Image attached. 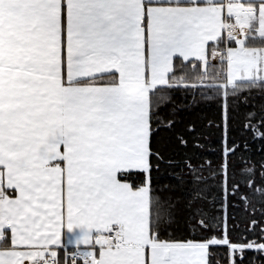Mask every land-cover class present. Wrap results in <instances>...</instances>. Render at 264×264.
<instances>
[{
    "label": "snow or ice",
    "instance_id": "obj_1",
    "mask_svg": "<svg viewBox=\"0 0 264 264\" xmlns=\"http://www.w3.org/2000/svg\"><path fill=\"white\" fill-rule=\"evenodd\" d=\"M215 4L0 0V70L54 77L58 68L60 79L47 104L30 113L25 135L0 141V214L10 221L0 225V241L9 229L13 244L0 250V264H61L50 249L65 227L80 229L78 246H99L74 253L73 264L75 257L84 264H209L208 242L162 239L159 210L153 219L154 112L137 80L146 44L167 51L198 40L224 12ZM101 64L107 67L95 71ZM102 73H115L118 84L71 86ZM134 170L148 174L140 184L127 179ZM253 247L264 250V243L231 245L241 254Z\"/></svg>",
    "mask_w": 264,
    "mask_h": 264
},
{
    "label": "trees",
    "instance_id": "obj_2",
    "mask_svg": "<svg viewBox=\"0 0 264 264\" xmlns=\"http://www.w3.org/2000/svg\"><path fill=\"white\" fill-rule=\"evenodd\" d=\"M235 45L223 34L207 51ZM245 45L264 50L256 22ZM226 71L224 58L202 68L198 59L176 56L168 83L149 91L157 154L150 173L153 219L159 210L160 235L168 241L227 237L229 245L209 244V264H228L232 244L264 243V79L230 84ZM145 175L133 171L127 179L140 184ZM234 258L235 264H264V250L246 248Z\"/></svg>",
    "mask_w": 264,
    "mask_h": 264
},
{
    "label": "crops",
    "instance_id": "obj_3",
    "mask_svg": "<svg viewBox=\"0 0 264 264\" xmlns=\"http://www.w3.org/2000/svg\"><path fill=\"white\" fill-rule=\"evenodd\" d=\"M198 2L204 3L205 0H198ZM212 2L216 3V8H223L224 12L222 15L218 13L214 26L198 40L173 46L167 51L155 43L146 44L142 49L137 87L142 90L146 108L149 105L150 89L168 83V77L173 69V61L176 56H180L184 60H202L209 57L208 45L216 43L223 34L228 39L229 31L227 29L229 26H234V29L238 30L240 34L237 33L234 36L232 34L234 29L232 30L231 34L236 45L227 46L224 51L228 80L233 83L241 80L264 79V50L260 47L245 45V39L251 32L253 22H256L257 33L264 36V0H212ZM180 3L184 5L186 0H180ZM229 12L234 14H229ZM221 52L215 50L217 54ZM104 67L107 65L101 64L95 71H101ZM0 72H2V76H0V141L8 144L25 135V122L30 113L47 104L53 86L59 88V69L57 68L54 77L49 76L47 71L39 74L33 72L18 73L7 68V66ZM97 77H101L104 81L93 80ZM118 82L119 78L115 73H102L92 78L76 81L71 86L87 87L92 84L94 86H116ZM8 223H10L8 215L0 214V225ZM79 231V228L69 230L65 227L61 235V244L50 249V251L54 250L58 254L60 249L66 247L89 246L76 244L80 235ZM7 235L9 243L4 246L3 244L0 245V250L13 247L12 234L9 229H5V236ZM95 251L99 252V246H96Z\"/></svg>",
    "mask_w": 264,
    "mask_h": 264
},
{
    "label": "built area",
    "instance_id": "obj_4",
    "mask_svg": "<svg viewBox=\"0 0 264 264\" xmlns=\"http://www.w3.org/2000/svg\"><path fill=\"white\" fill-rule=\"evenodd\" d=\"M3 241H0V245H2ZM95 248L92 245L86 247H66L62 249V257L57 259L61 262V264H73V254L77 252L84 251H95ZM75 264H84L83 257H75Z\"/></svg>",
    "mask_w": 264,
    "mask_h": 264
},
{
    "label": "rangeland",
    "instance_id": "obj_5",
    "mask_svg": "<svg viewBox=\"0 0 264 264\" xmlns=\"http://www.w3.org/2000/svg\"><path fill=\"white\" fill-rule=\"evenodd\" d=\"M240 24H241V22H240ZM237 25V24H236ZM236 25H235V28H236ZM238 26V25H237ZM237 28H239V27H237ZM231 29V30H230ZM234 29V26H229L228 27V31H229V38L228 39H234V37H232V34H234V36L238 33V35L240 34L239 32H238V30H233ZM232 30H233V32L234 33H232L231 34V32H232ZM209 57H206V58H204V59H202V60H199V62H200V64H201V66H202V68H206V66H207V64L209 63V62H212V61H214V60H216V59H218V60H222L223 58H224V53L223 52H221V53H219V54H217V53H215V50H212L209 54ZM226 74H227V71H226ZM227 79H228V77H227ZM228 82L230 83V84H233L232 82H230L229 80H228ZM210 243H211V241H210ZM255 244H257V243H255ZM253 248H255V247H253ZM256 249V248H255ZM230 252H231V257H230V262L228 263V264H233V262H234V264H235V258H234V256H235V254L236 253H238L239 252V249H237V251L236 252H233L232 251V249H231V246H230Z\"/></svg>",
    "mask_w": 264,
    "mask_h": 264
}]
</instances>
